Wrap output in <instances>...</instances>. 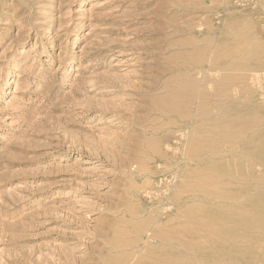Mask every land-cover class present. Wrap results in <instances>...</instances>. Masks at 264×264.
I'll return each instance as SVG.
<instances>
[{
  "label": "rangeland",
  "instance_id": "rangeland-1",
  "mask_svg": "<svg viewBox=\"0 0 264 264\" xmlns=\"http://www.w3.org/2000/svg\"><path fill=\"white\" fill-rule=\"evenodd\" d=\"M0 264H264V0H0Z\"/></svg>",
  "mask_w": 264,
  "mask_h": 264
},
{
  "label": "bare ground",
  "instance_id": "bare-ground-1",
  "mask_svg": "<svg viewBox=\"0 0 264 264\" xmlns=\"http://www.w3.org/2000/svg\"><path fill=\"white\" fill-rule=\"evenodd\" d=\"M222 2H223V0H222ZM219 57H220V55H219ZM219 57H218V58H219ZM219 59H220V58H219ZM219 59H218V60H219ZM164 193H165V192H164Z\"/></svg>",
  "mask_w": 264,
  "mask_h": 264
}]
</instances>
